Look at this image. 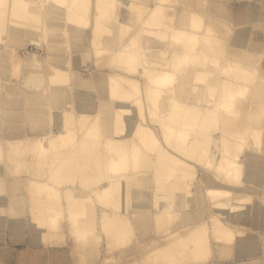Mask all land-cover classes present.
I'll use <instances>...</instances> for the list:
<instances>
[{"label": "bare ground", "instance_id": "obj_1", "mask_svg": "<svg viewBox=\"0 0 264 264\" xmlns=\"http://www.w3.org/2000/svg\"><path fill=\"white\" fill-rule=\"evenodd\" d=\"M253 9L224 0H0V60L34 95L58 102L32 109L52 128L42 134L4 136L0 119L3 229L70 239L76 264L100 253L103 264H259L253 248L240 250L252 238L236 231L264 216V45L242 30L264 27V8ZM70 28L90 33L85 53L103 81L77 78ZM34 42L46 56L18 52ZM191 70L180 103L176 85ZM207 207L225 222L206 220Z\"/></svg>", "mask_w": 264, "mask_h": 264}, {"label": "crops", "instance_id": "obj_2", "mask_svg": "<svg viewBox=\"0 0 264 264\" xmlns=\"http://www.w3.org/2000/svg\"><path fill=\"white\" fill-rule=\"evenodd\" d=\"M70 29L72 32L71 37H73L72 42L74 44V50L80 52V57L85 54L84 60L88 61L92 58V55L87 59L88 54H86L87 51H85L87 50V41L85 38L86 35L90 33L74 28ZM13 38V34L11 33L8 43L9 48L15 49L17 47L12 45ZM80 41H84L83 45H76ZM42 48H45L47 52L46 46L44 47V45H42ZM0 49L5 51L6 47L0 44ZM2 56L3 55H1L0 58H2ZM93 62L95 64L94 59ZM12 65L13 63L11 60H0V119H2L3 122L1 125V132L3 128L8 133L6 135H33L50 131L52 128L49 127V122L44 120L46 118L43 117L44 119H42V115L40 118L32 109L35 108L38 110L44 105H48L50 102L56 103L57 101L54 102L51 96H36L37 93L33 88L27 89L16 79L11 77ZM73 65L76 68L77 78L79 76L90 78L91 73L90 75H86L80 71V67H76L74 62ZM96 68L98 69L97 66ZM34 93L36 94L34 95ZM56 104H58V102ZM3 116H5V118H3ZM1 226L0 223V264H76L75 259L79 256V253L74 242L70 239L66 240L65 238L64 241L51 244L49 240L45 239L46 237L44 236L46 233H44V231H34L29 225L26 230V237H23L10 227L4 231L3 226ZM257 236H259V234H253L251 237L252 239L247 241L248 243H242L240 250L246 251L249 248H253L252 253L254 257L258 259L257 262H259V264H264V258H262L264 257V251L259 252L256 245L252 244V241L255 240ZM218 264H225V262L219 261Z\"/></svg>", "mask_w": 264, "mask_h": 264}, {"label": "rangeland", "instance_id": "obj_3", "mask_svg": "<svg viewBox=\"0 0 264 264\" xmlns=\"http://www.w3.org/2000/svg\"><path fill=\"white\" fill-rule=\"evenodd\" d=\"M224 1H228L229 2V5L232 6V8H234V6L236 5H239L240 3H249L253 6V11L254 13L255 12H258L259 9L262 10V8H264V0H224ZM153 2H150V4L152 5ZM234 3V4H233ZM230 9V7H229ZM123 13L126 12L123 10L122 7H120V9ZM190 10V9H189ZM192 10V9H191ZM190 10V11H191ZM234 10V9H233ZM233 10H232V14H233ZM189 11V12H190ZM129 14H131L132 16H134L133 13L131 12H128ZM126 14V13H124ZM178 19H177V25L178 26H181L183 27L182 23H180V20H183L184 18L186 19V15L183 13V12H179L178 14ZM255 17V16H253ZM125 18V15H123L122 19ZM180 19V20H179ZM125 20V19H124ZM260 23H264V19L260 22ZM264 26V24H263ZM13 28V27H12ZM11 27L8 28V32H7V35H6V38L8 39V42L10 41V37H11V30H12ZM241 30V29H240ZM242 30L247 34V37L251 40V42H257L258 45H264V27H261V25L259 24V26L255 25L254 22H248V23H244L243 24V28ZM35 43V42H34ZM34 43H30L27 45V47L25 48H20L18 49V52L21 54V55H25V54H29V52H32L33 50L34 51H39V54L41 56L42 55H47V52L45 51V48H39L36 46V43L34 45ZM234 43V42H233ZM32 45V46H31ZM34 45V46H33ZM44 45V44H43ZM231 45L235 46V43ZM46 45H44L45 47ZM236 47V46H235ZM37 48V50H36ZM174 50V48H173ZM41 51V52H40ZM23 52V53H21ZM239 53V51H238ZM71 55H69L70 57ZM84 56H86L85 54H83V56L80 57V52H78L77 50L75 51L74 55L72 56L71 58V61H73L76 65V67H80V71L83 72L84 74H90V78H91V81L93 80V83H95V76L97 75L98 77H101L102 78V81L104 80V73L105 71H102L98 68H96L94 62H93V58H91L90 60L88 61H85L84 60ZM42 57V56H41ZM67 57H68V54H67ZM80 63V64H79ZM80 65V66H79ZM94 72V74H93ZM98 73V74H96ZM195 71L194 70H191L190 72H188L186 74V76L179 80L177 82V89H178V93H179V97H180V103H184L185 101H183L185 95L188 94V91L190 90V87L192 86V83H191V79L194 77L195 75ZM99 88V94L100 93H103V89L105 87H103L102 85L100 86V84L97 86ZM182 99V100H181ZM261 103H263V101L261 100L260 101ZM107 110L106 108L103 109V115L104 117L106 116V113ZM3 118H5V116H3ZM2 135H6L8 134L7 131L3 128L2 130ZM170 149V148H169ZM171 151H173L172 149H170ZM200 170H201V167H200ZM200 173V172H199ZM197 176L199 178L202 177V172L201 174H196L195 176V179H197ZM264 179V176L262 177ZM11 185V183H10ZM200 185V183H199ZM201 186V185H200ZM196 187L198 188V186L196 185ZM196 187L194 186V188L196 189ZM201 191L203 192V187L201 186ZM13 189L11 188L10 189V192H12ZM208 196V195H207ZM207 198V197H206ZM208 203V200L206 201V204ZM210 204V203H209ZM208 208V207H207ZM207 208H206V211H207ZM198 211V210H197ZM129 213H131V210L128 211ZM200 212V211H199ZM264 214V213H263ZM220 218L221 220H223L225 222V219H224V216L221 214V213H218L215 209H210L208 208V211H207V214L205 215V219L206 220H213L214 218ZM238 216H232V219H237ZM251 219H253L251 217ZM241 220V219H240ZM184 222V221H183ZM253 223V224H252ZM251 224H252V227H250L251 230H242V229H236V231L244 236V235H249L250 237L253 236V234H259V236L256 237L255 240L252 241V244H255L258 251H264V216L262 217L261 220L257 221V222H254V220L252 221L251 220ZM256 225V226H255ZM9 227H6L4 231H6ZM262 235V236H260ZM98 238H99V234H95L92 236V239H95L96 241H98ZM259 238V239H258ZM261 238V240H260ZM248 241V240H247ZM247 241L245 242H240L241 244L242 243H248ZM98 243V242H97ZM97 243H95V246L97 245ZM248 245V244H247ZM138 244L137 243H134V245H132L133 248H137ZM105 258L104 257V254L100 253V255L98 256V258H96L95 260H91L89 264H103L102 262V259ZM76 262H80L81 259L79 256H77V259H75Z\"/></svg>", "mask_w": 264, "mask_h": 264}]
</instances>
